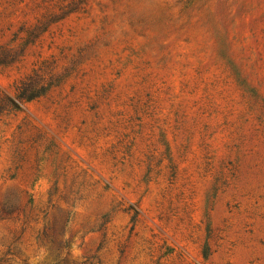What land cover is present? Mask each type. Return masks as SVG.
Segmentation results:
<instances>
[{"label": "rangeland", "instance_id": "obj_1", "mask_svg": "<svg viewBox=\"0 0 264 264\" xmlns=\"http://www.w3.org/2000/svg\"><path fill=\"white\" fill-rule=\"evenodd\" d=\"M8 207L0 264H264V0H0Z\"/></svg>", "mask_w": 264, "mask_h": 264}, {"label": "trees", "instance_id": "obj_2", "mask_svg": "<svg viewBox=\"0 0 264 264\" xmlns=\"http://www.w3.org/2000/svg\"><path fill=\"white\" fill-rule=\"evenodd\" d=\"M46 88L43 85H34L31 82V77L26 78L14 89V96H3L4 104H9L14 108H18L22 101H28L40 96ZM17 207L1 208L0 211L5 214L14 212ZM64 242L58 244V249L63 247Z\"/></svg>", "mask_w": 264, "mask_h": 264}]
</instances>
